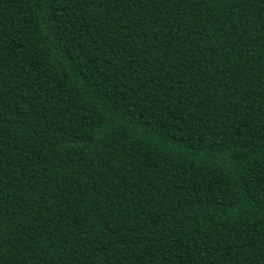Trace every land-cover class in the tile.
<instances>
[{"label": "trees", "instance_id": "1", "mask_svg": "<svg viewBox=\"0 0 264 264\" xmlns=\"http://www.w3.org/2000/svg\"><path fill=\"white\" fill-rule=\"evenodd\" d=\"M0 264H264V0H0Z\"/></svg>", "mask_w": 264, "mask_h": 264}]
</instances>
